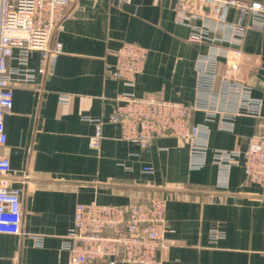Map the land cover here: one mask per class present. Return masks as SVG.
Here are the masks:
<instances>
[{
	"label": "crops",
	"instance_id": "0c3cea01",
	"mask_svg": "<svg viewBox=\"0 0 264 264\" xmlns=\"http://www.w3.org/2000/svg\"><path fill=\"white\" fill-rule=\"evenodd\" d=\"M176 4L73 0L52 33L51 46L60 42L63 47L55 61L43 59L38 50L30 53L29 65L44 71L37 72L32 83L14 85L13 108L5 116L7 142L0 145V155L8 156L12 166L4 178L21 189L22 232H0V264H71L63 242L77 204L126 205L155 195L167 199L169 241L158 250L155 264H264V194L248 179L243 156L232 167L225 190L216 185L219 168L213 162L215 149L244 151L248 138L259 130V117L240 114L233 129L225 130L219 114L208 120L206 111L196 109L191 125L209 128L206 163L199 169L189 166L186 140L157 136L143 147L124 138L121 125L111 120L116 97L124 91L186 104L199 101L197 61L214 45L240 46L243 51L239 58L220 59L215 87L223 78H234L264 99V27H249L240 45L194 41L191 27L176 20ZM223 17L249 22L235 8ZM124 42L148 50L133 86L108 71ZM98 120L101 146L93 148L90 137ZM212 229L223 233L215 242ZM35 236L41 237V244ZM114 260L103 264H131L122 254Z\"/></svg>",
	"mask_w": 264,
	"mask_h": 264
},
{
	"label": "built area",
	"instance_id": "2783aa9c",
	"mask_svg": "<svg viewBox=\"0 0 264 264\" xmlns=\"http://www.w3.org/2000/svg\"><path fill=\"white\" fill-rule=\"evenodd\" d=\"M73 0H0V145L6 144L5 116L13 108L14 85L32 83L37 72L29 65L30 53L41 52L43 59L55 61L63 51L62 44L51 46L54 29L67 16ZM129 2L130 0H118ZM235 8L241 20L228 22L223 14ZM176 20L191 27V40L223 41L240 45L249 27H264V3L247 0H177ZM201 21V23H198ZM219 32L221 36H216ZM148 50L134 43L124 42L116 51V61L108 68L110 74L125 84L137 83L144 68ZM242 49L214 45L211 51L197 61V92L200 99L194 104L168 100L155 94L137 95L124 91L117 95L115 112L111 118L122 128V136L148 147L157 136L176 135L190 147L189 166L199 169L206 163L209 128L204 123L191 125L196 109L206 111L207 119L220 115L221 128L233 129V121L240 114L260 118L259 130L240 149H215L213 162L219 168L217 187L227 189L230 171L244 157V170L248 179L260 186L264 194V99L251 94V87L234 78H223L215 87L221 58L241 57ZM15 59L16 65L9 61ZM67 100L68 96H62ZM102 122L90 137V146L100 148ZM12 171L8 156L0 155V232H22L23 207L21 189L10 185L4 178ZM146 171H152L147 167ZM167 199L155 195L148 201L126 205L101 204L95 201L76 206L73 226L65 235L63 248L71 254V264L114 263L123 255L131 264H155L158 250L169 245L165 238L168 230ZM219 229L210 233L213 242L221 238ZM37 244L42 243L35 236Z\"/></svg>",
	"mask_w": 264,
	"mask_h": 264
},
{
	"label": "water",
	"instance_id": "95a60500",
	"mask_svg": "<svg viewBox=\"0 0 264 264\" xmlns=\"http://www.w3.org/2000/svg\"><path fill=\"white\" fill-rule=\"evenodd\" d=\"M261 72L264 73V70H262Z\"/></svg>",
	"mask_w": 264,
	"mask_h": 264
}]
</instances>
